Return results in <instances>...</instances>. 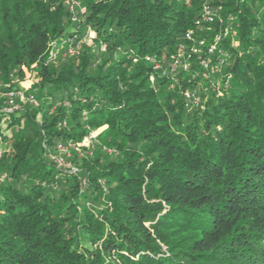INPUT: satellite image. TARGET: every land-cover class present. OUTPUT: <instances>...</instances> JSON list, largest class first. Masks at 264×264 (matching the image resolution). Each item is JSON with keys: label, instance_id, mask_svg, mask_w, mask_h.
I'll return each mask as SVG.
<instances>
[{"label": "trees", "instance_id": "obj_1", "mask_svg": "<svg viewBox=\"0 0 264 264\" xmlns=\"http://www.w3.org/2000/svg\"><path fill=\"white\" fill-rule=\"evenodd\" d=\"M18 90L0 264H264V0H0Z\"/></svg>", "mask_w": 264, "mask_h": 264}, {"label": "rangeland", "instance_id": "obj_2", "mask_svg": "<svg viewBox=\"0 0 264 264\" xmlns=\"http://www.w3.org/2000/svg\"><path fill=\"white\" fill-rule=\"evenodd\" d=\"M66 2H68V1H66ZM70 2H72V1H70ZM94 33H89V35L85 38V41H87L89 44H91L92 43V39L94 38ZM70 52L71 53H74L75 51H73L72 49L70 50ZM200 58H196L195 60H199ZM202 61H203V59H200V63H202ZM183 65V64H182ZM185 65L186 64H184L183 65V67L185 68ZM34 66V65H33ZM21 71H22V76H20V77H16V78H14L12 81H11V84L12 85H14L15 86V84H19L20 86H22L24 89H28L31 85H32V83L34 82V81H36L37 80V78L35 79V77L33 76V73H32V71L30 70V69H28V68H26V67H22V69H21ZM5 93H7V92H5ZM5 93H0V97H2V98H4V100H5V102L3 103V105H2V108H3V110L4 111H7L8 113L9 112H12V111H17V110H20V109H22V105L23 104H25V103H27L28 102V98L25 96V94L23 93V92H21L20 90H18V93H16L15 95H18L19 96V101L18 102H16V101H14L13 102V104H8L6 101H7V99H6V97L4 96V94ZM39 115H37L36 116V118L37 119H39ZM0 126H2V127H6V122H4V121H2L1 120V123H0ZM103 128H105V126L104 127H102V128H99L97 131H95V132H92V134H91V137L93 138L97 133H99ZM89 138L90 137H86L85 139V144L87 145L88 144V140H89ZM65 155L66 157H69L70 156V152H69V149L66 147V146H64V150L63 151H59L58 149H57V146H56V155ZM63 162V161H62ZM63 165H65V167H64V169H66V170H72L73 171V166H71V164H70V162H66V163H64L63 162Z\"/></svg>", "mask_w": 264, "mask_h": 264}, {"label": "built area", "instance_id": "obj_3", "mask_svg": "<svg viewBox=\"0 0 264 264\" xmlns=\"http://www.w3.org/2000/svg\"><path fill=\"white\" fill-rule=\"evenodd\" d=\"M198 53V48L196 46H191L190 49L185 52L183 49L181 48H178L175 55L173 56V67H176V66H180L182 64V61L183 60H189L192 58V56L194 54ZM202 64L206 65V63L204 61H202ZM15 92L13 91H8L7 93L4 94V96L6 97L7 99V103L8 104H13L14 102V96H15ZM187 95V94H186ZM57 149L59 151H63L64 150V145L61 144V143H58L57 144ZM56 164L58 166H63V160L61 159V157L57 158V159H54ZM65 166V165H64Z\"/></svg>", "mask_w": 264, "mask_h": 264}]
</instances>
